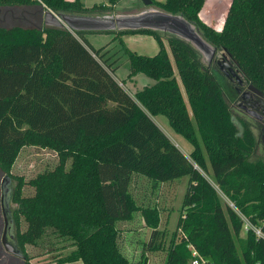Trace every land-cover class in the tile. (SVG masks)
Wrapping results in <instances>:
<instances>
[{"label":"trees","instance_id":"1","mask_svg":"<svg viewBox=\"0 0 264 264\" xmlns=\"http://www.w3.org/2000/svg\"><path fill=\"white\" fill-rule=\"evenodd\" d=\"M119 1L86 6L83 0H0V7H25L34 17L41 3L57 13L97 14L114 11ZM206 1L153 4L195 24L264 91V0H223L229 7L225 4L221 29L202 19ZM97 32L114 36L95 47L87 34ZM128 33L152 35L159 51L131 50L123 39ZM164 35L151 29L74 32L50 25L0 26V168L17 181L14 219L27 264L26 246L38 245L47 233L72 247L59 264H132L120 248L118 222L137 211L152 229L137 264H148L146 251L161 249L167 250L164 264H191L193 251L204 264H264V238L252 230L241 237L238 212L264 231V161L250 159L257 150L254 132L232 112L213 65H206L190 42ZM114 42L130 64L123 81L114 74L118 58L109 47ZM139 73L154 83L132 95L125 84ZM157 115H165L192 144L190 155L154 120ZM202 144L217 186L202 172H208ZM25 146L50 148L59 157L53 169L26 182L34 188L29 195L23 177L12 173ZM134 174L154 185L188 176L177 228L168 242L159 228V208L135 199L130 189ZM218 190L236 208L227 204L224 209Z\"/></svg>","mask_w":264,"mask_h":264},{"label":"rangeland","instance_id":"2","mask_svg":"<svg viewBox=\"0 0 264 264\" xmlns=\"http://www.w3.org/2000/svg\"><path fill=\"white\" fill-rule=\"evenodd\" d=\"M103 1L108 2V0H84L86 6H91L94 3H100ZM159 1L164 2L165 0ZM147 7L148 6H146L142 2V0H120L116 4L114 11L103 12L99 14L134 12L146 9ZM20 9L27 10V8L25 7H20ZM225 10L226 8L224 6L223 10H221L222 12H220L221 16L223 15V13H225ZM35 16L36 17L32 15L29 16V14L25 12L23 17H25L24 19L26 20H13L5 24H0V26L10 27L12 25H40V14H36ZM166 35L170 36L169 34H165V38L167 37ZM113 36L114 34L110 32H97L87 34V37L95 47H100L106 44L113 38ZM123 39L125 40L128 48L141 54L155 55L160 49L157 40L149 34L128 33L123 35ZM109 47H113L111 54L115 53L114 58H118V67L114 72L115 77L119 81H123L130 72V64L127 55L120 49L121 46L120 44H118V42H114ZM165 47L171 59L173 60L174 69L177 72V67L174 63L171 47L167 40H165ZM201 57L202 61L206 65H208V60L203 55ZM212 70L223 86L226 100L228 101L232 112H234V115L236 116V114H239V116L252 122V117L244 113L241 108L236 106L235 103L232 104V102H235V97L233 91L227 85L226 80L228 79V77L226 76V72L221 70V68L217 65L213 66ZM178 81L181 89L184 91V87L179 76ZM152 83H154V80L151 77L147 76L144 73H139L134 76L133 79L127 80L125 88L133 95L136 90ZM154 120L162 127V129L172 139V141H174L187 155H190V152L193 149L192 144L182 135L176 133L174 129H172L169 120L165 115L154 116ZM253 132L255 137H257V132L254 128ZM202 149L208 165V172L204 170H202V172L214 183L208 155L205 148L203 147V144ZM250 159L251 161H264V146L260 144L256 150L255 155ZM58 163L59 157L55 150H52L50 148H43L40 146H25L16 159V162L12 169V173L14 175L23 177L25 181L24 194L29 195L34 192V188L26 182L34 178L39 173L53 169L56 165H58ZM69 164L70 160L67 162V166H69ZM188 179V176H183L171 182H162L154 185L152 180L143 175H133L130 189L139 204L152 205L159 208V228L165 231L166 242L169 241L172 234L177 228L183 197L188 187ZM16 184L17 181L13 178L11 187L14 189ZM214 184L217 186L216 183ZM218 191L224 209H226L227 204L236 208L234 202L231 201L228 196H226L220 190ZM22 226L23 228L26 226V223L24 221L22 222ZM118 228L120 230L119 244L121 250L128 257L132 264H137L142 256V253L144 252V244L150 239L152 229L146 225L141 211L135 212L133 218L130 220L119 221ZM240 236H245L244 229H242ZM235 239L237 241V237H235ZM71 248L72 247L69 246V241L64 240L63 238H60L52 233H47L45 237L38 243V245L26 246L31 264H59V257L66 255L71 250ZM146 254L148 256V264H164L167 250L161 249L157 251H146Z\"/></svg>","mask_w":264,"mask_h":264},{"label":"flooded vegetation","instance_id":"3","mask_svg":"<svg viewBox=\"0 0 264 264\" xmlns=\"http://www.w3.org/2000/svg\"><path fill=\"white\" fill-rule=\"evenodd\" d=\"M20 7H0V24L24 19ZM26 20V19H24ZM210 65H217L226 72L227 85L233 91L235 102L241 110L253 118L252 122L236 114L240 120L246 121L257 132L256 147L264 146V91L253 85L238 67L236 62L222 50H218ZM234 113V112H233ZM13 178L0 168V264H27L26 251L18 243V228L14 219L12 202Z\"/></svg>","mask_w":264,"mask_h":264},{"label":"water","instance_id":"4","mask_svg":"<svg viewBox=\"0 0 264 264\" xmlns=\"http://www.w3.org/2000/svg\"><path fill=\"white\" fill-rule=\"evenodd\" d=\"M142 2L148 6L146 9L112 14L54 13L41 3V5L36 6L33 14H40V25H36L39 28H43V25L67 26L74 32L155 30L190 42L200 52L201 56L203 55L208 60V65L212 63L217 49L201 35L195 24L182 14L168 12L155 6L153 0H142ZM27 13H31L29 9H27ZM223 52L225 51L223 50Z\"/></svg>","mask_w":264,"mask_h":264},{"label":"crops","instance_id":"5","mask_svg":"<svg viewBox=\"0 0 264 264\" xmlns=\"http://www.w3.org/2000/svg\"><path fill=\"white\" fill-rule=\"evenodd\" d=\"M226 2H223V0H207L200 13L202 19L208 22L209 24H211L212 26H214L215 28L221 29L223 27L229 6L227 5L228 7L224 15L221 16L220 12H222L221 10L224 8V6H226L225 5Z\"/></svg>","mask_w":264,"mask_h":264},{"label":"built area","instance_id":"6","mask_svg":"<svg viewBox=\"0 0 264 264\" xmlns=\"http://www.w3.org/2000/svg\"><path fill=\"white\" fill-rule=\"evenodd\" d=\"M242 220H243V229L245 232L252 230L255 232V234L259 237H263L264 238V231L263 228H261L260 226H257L255 224H253L248 217H246L244 214H242L240 211H238ZM193 255L194 258L191 261V264H204L205 260L199 256V254L197 253V251H193Z\"/></svg>","mask_w":264,"mask_h":264}]
</instances>
